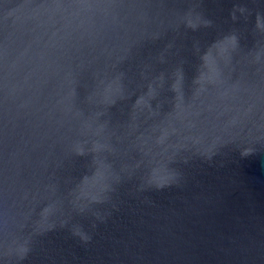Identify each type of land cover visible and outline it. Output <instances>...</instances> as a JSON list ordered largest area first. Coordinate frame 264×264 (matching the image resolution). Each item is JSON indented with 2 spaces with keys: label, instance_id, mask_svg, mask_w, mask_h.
I'll return each instance as SVG.
<instances>
[{
  "label": "water",
  "instance_id": "water-1",
  "mask_svg": "<svg viewBox=\"0 0 264 264\" xmlns=\"http://www.w3.org/2000/svg\"><path fill=\"white\" fill-rule=\"evenodd\" d=\"M0 264H264V0H0Z\"/></svg>",
  "mask_w": 264,
  "mask_h": 264
}]
</instances>
